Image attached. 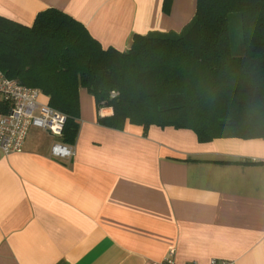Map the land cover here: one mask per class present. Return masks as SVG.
Returning <instances> with one entry per match:
<instances>
[{"label": "crops", "instance_id": "obj_1", "mask_svg": "<svg viewBox=\"0 0 264 264\" xmlns=\"http://www.w3.org/2000/svg\"><path fill=\"white\" fill-rule=\"evenodd\" d=\"M197 0H0V16L30 25L56 8L102 47L135 33L180 31ZM70 158L59 137L30 126L20 152L0 151V264H264V137L200 141L191 128L105 127L80 87ZM39 100L46 102L43 94Z\"/></svg>", "mask_w": 264, "mask_h": 264}, {"label": "trees", "instance_id": "obj_2", "mask_svg": "<svg viewBox=\"0 0 264 264\" xmlns=\"http://www.w3.org/2000/svg\"><path fill=\"white\" fill-rule=\"evenodd\" d=\"M232 12L240 16L239 53ZM0 71L65 116L59 141L66 144L78 133L80 87L97 107L112 108L98 117L105 127L191 128L200 141L264 137V0H197L180 31L135 33L122 51L102 47L56 8L30 25L0 16Z\"/></svg>", "mask_w": 264, "mask_h": 264}, {"label": "built area", "instance_id": "obj_3", "mask_svg": "<svg viewBox=\"0 0 264 264\" xmlns=\"http://www.w3.org/2000/svg\"><path fill=\"white\" fill-rule=\"evenodd\" d=\"M40 91L21 85L16 79L0 71V151L4 154L20 152L30 126L39 127L59 137L65 116L39 100ZM112 95H116L112 92ZM75 154L74 144L56 141L50 148V156L56 159L70 158ZM160 264H234L233 260L210 258L205 263L187 261L177 263L173 251Z\"/></svg>", "mask_w": 264, "mask_h": 264}, {"label": "rangeland", "instance_id": "obj_4", "mask_svg": "<svg viewBox=\"0 0 264 264\" xmlns=\"http://www.w3.org/2000/svg\"><path fill=\"white\" fill-rule=\"evenodd\" d=\"M229 28H230L231 41L235 46L234 51L239 53L240 52L239 47L241 45L240 43H242V34H241L240 16L238 12H232L229 14Z\"/></svg>", "mask_w": 264, "mask_h": 264}]
</instances>
